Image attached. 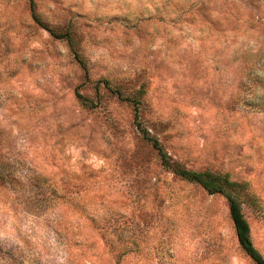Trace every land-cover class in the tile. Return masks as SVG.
Masks as SVG:
<instances>
[{
  "label": "rangeland",
  "instance_id": "374dc122",
  "mask_svg": "<svg viewBox=\"0 0 264 264\" xmlns=\"http://www.w3.org/2000/svg\"><path fill=\"white\" fill-rule=\"evenodd\" d=\"M33 2L0 0V264H255L137 110L172 162L244 185L264 257V0Z\"/></svg>",
  "mask_w": 264,
  "mask_h": 264
},
{
  "label": "trees",
  "instance_id": "16d2710c",
  "mask_svg": "<svg viewBox=\"0 0 264 264\" xmlns=\"http://www.w3.org/2000/svg\"><path fill=\"white\" fill-rule=\"evenodd\" d=\"M30 2L32 11L34 12L35 4L33 0H30ZM35 19L36 21L40 22L37 16H35ZM51 33L55 37H59V34L55 33L53 30L51 31ZM62 37L66 38L69 42L72 41L70 34H65ZM106 85L109 86L108 83H106L105 86ZM114 92L121 96V93L119 91L114 90ZM76 96L81 101L82 105L88 109H94L97 105L89 98L83 96L81 93L77 92ZM125 100L129 99L125 98ZM133 103L135 104L136 108H138L137 100H135ZM136 113L137 127L141 132L143 138L150 142L159 151L162 165L167 169L173 170V172L182 179L198 184L210 195L224 196L228 202L230 215L236 230L238 241L242 249L255 264H264L263 255L257 250L251 240L250 225L243 212L244 201H247L251 198L244 185L239 182H233L227 175H218L212 172L191 171L181 167L179 164H175L171 161L168 154L164 152L162 146L160 145V142L157 139L153 138L149 134V132L145 128H143L142 123L139 121L138 110L136 111Z\"/></svg>",
  "mask_w": 264,
  "mask_h": 264
}]
</instances>
